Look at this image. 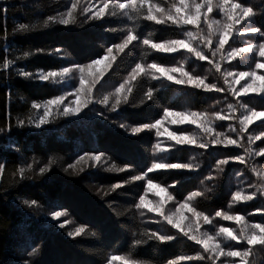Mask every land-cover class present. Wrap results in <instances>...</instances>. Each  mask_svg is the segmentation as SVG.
Returning <instances> with one entry per match:
<instances>
[{
  "label": "trees",
  "instance_id": "obj_1",
  "mask_svg": "<svg viewBox=\"0 0 264 264\" xmlns=\"http://www.w3.org/2000/svg\"><path fill=\"white\" fill-rule=\"evenodd\" d=\"M108 3L112 6L103 19L86 17L83 10L74 9L69 24L63 25L59 21L67 19L72 0H0V129H4L0 131V163L5 164V171L0 173V264H23L24 260L29 264H128L122 258L132 260L133 264H218L217 260L208 259L212 254L204 246L193 243L171 226L166 215L136 205L149 190V179L176 202L193 197L192 207L209 217L208 222L199 225L200 230L225 247L234 245L235 250L242 249L219 229L227 227L238 235L242 233L241 226L236 220L216 216V212L242 217L249 224L264 222V215L258 211L264 209V155L255 154L264 147V137L251 143L248 140L264 131V124L256 118L240 131L247 108L264 111V96L241 93L242 87L251 81L236 76L239 72L255 71L257 76L264 77V68L255 67L256 62L264 64V57L259 55L258 47L255 54L249 51L229 56L233 48L247 49L250 44L258 46L264 42L261 35L247 31L248 24L264 31V0H210V10L208 0H185L181 16L195 15L196 5H200L194 24L167 18L169 13L175 15L180 0H150L165 10L162 17L154 12L163 20L160 24L144 18L147 4L137 5L139 10H134L116 7L128 4L129 0ZM232 4L252 7L253 17H241L242 8H238L232 10L233 20H229ZM49 17L55 19L50 21ZM237 17L240 19L233 23ZM21 23L34 27L16 31ZM229 23L233 26L228 40L213 56L224 26ZM129 31L137 39L123 51L116 50L114 45L121 43ZM144 39L153 43L184 40L207 59L200 60L185 48L174 53L159 52L145 45ZM206 40L211 43L206 45ZM108 47H113L114 63L103 87L125 84L121 103L114 110L111 106L101 108V115L96 107L95 111H88L86 122L81 124H69L65 116L40 128L28 123L43 114L42 108L32 109V103L54 99L62 92L47 81L24 78L19 70H59L67 60L85 64L103 58ZM38 49L45 51L36 52ZM54 49L61 51L54 54ZM25 52L29 55L24 56ZM6 60L10 62L7 68ZM210 61L219 63L221 71L217 72ZM137 63L144 71L133 80L130 76ZM152 63L181 69L223 90L197 88L187 83L182 72L170 73L174 79L168 80L166 75L147 67ZM226 72H231L238 82L230 76L226 83ZM177 79L185 83L177 84ZM149 90L151 98L147 96ZM234 91L237 95H233ZM229 104L233 105L231 109ZM165 111L205 113L200 119L212 132H204L199 122L175 129L184 133L192 128L211 136H195L196 146L173 141L165 151L157 152L153 131L133 133L132 129L161 121ZM217 113L224 119H218ZM229 139L236 144H227ZM201 143L206 147H199ZM100 154L103 155L97 163L89 158ZM237 155L244 158V163L232 159ZM221 159H228L229 163L218 164ZM49 160L54 161L50 166ZM153 163H182L191 167L149 172ZM28 165H32L31 170ZM46 166L47 171L39 175V168ZM21 168L25 170L23 178ZM121 168L124 170L120 171ZM132 175L144 178L131 180ZM126 180L130 182L125 184ZM115 184L121 187L114 189ZM237 191L241 192L240 200L233 199ZM193 192L198 195L191 196ZM160 195L151 196L159 199L163 208L170 207V199ZM244 196L255 198L244 200ZM25 200L37 203L29 206ZM52 212L67 214L71 222L55 227L48 220ZM196 223L199 224L197 219ZM81 228L83 231L77 235L76 230ZM69 232L73 235L69 236ZM153 233L156 235L152 236ZM160 235L174 238L160 241ZM244 247L253 249L243 258L244 264H264V246ZM34 248L36 251L29 257ZM113 257L116 259L111 262Z\"/></svg>",
  "mask_w": 264,
  "mask_h": 264
},
{
  "label": "snow or ice",
  "instance_id": "obj_2",
  "mask_svg": "<svg viewBox=\"0 0 264 264\" xmlns=\"http://www.w3.org/2000/svg\"><path fill=\"white\" fill-rule=\"evenodd\" d=\"M209 3V10L211 9V5H210V0H208ZM147 4L148 5V11H147V15L144 17L146 20L149 21H153L155 20L157 24L163 23V20L158 18L157 15H154L155 13H159L160 16L162 17L164 15V9L160 8L158 5H153L150 3V0H129L128 4H124V3H120L118 5H116V7H119L120 9H126L128 7H132L134 10H139L137 9V5H140L141 7ZM185 0H180V7H176L175 8V15H173L172 13L168 14V19L173 20L175 22H179L181 19L183 20V22L185 24H194L198 18H199V13H200V5H196V14L195 15H184L181 16L180 13L182 11H185ZM77 7V2L76 0H72V9H75ZM109 7V3L108 0H104V4L103 7L100 9V11L98 13H96V18H99L100 16H102L105 12V10H107ZM238 8H242L241 11V17L246 18L247 20H250V18L253 17L254 12H253V8L248 6V7H243L240 4H232L231 7L228 10V18L229 20H233V15H232V10L233 9H238ZM3 12H7V8L2 9ZM85 12L88 11V9H84ZM72 12L71 9L69 10L68 15L71 16ZM50 21L54 20V17H49L48 18ZM240 19V17H237L236 20L233 21V23L238 22V20ZM69 19H64L62 18L59 23L63 24V25H67L69 24ZM233 23H229L227 25L224 26V31L223 33L220 35L219 37V44L218 47H216L215 51H213V56L215 55L216 51H220L221 49L224 48L225 43L228 40V33L230 31V29L233 26ZM48 24V21H45L44 26L46 27ZM32 25L29 24H24L21 23L17 26L16 31H26L31 29ZM247 31L250 33H254V34H259L261 35L262 38H264V31H262L259 27L257 26H252L250 24H248L247 27ZM191 35V34H190ZM137 37L135 35L132 34L131 31L128 32V34L123 38L121 43L115 44L114 48L116 50L119 51H123L130 43H132V41L136 40ZM143 43L145 45H150L151 48L159 51V52H163V53H174L178 50V48H185L187 49L189 52H193L195 54V56L200 59V60H205L207 59V57L202 54L201 51L196 50L194 47H192V45L188 42H185L184 40H168L164 43H153L150 39H144ZM211 41L206 40L205 44H210ZM259 50V55L261 57H264V42L259 43V45H254V44H250L249 47L247 49L244 48H233L232 51L229 53V56L234 57L242 52H252L253 54H255L256 50ZM44 49H38L36 50V52H44ZM60 49H54L53 53L54 54H59L60 53ZM113 47H108L106 50V55L104 56L103 59H94L92 60L91 63L89 64H83V65H73L71 67H64L62 69L59 70H48V71H44V70H38L35 73H31L28 71H24V70H19L18 74L23 76L24 78H32V79H39L42 81H51L54 80L58 77H63L68 75L69 73L76 71L80 73V85H81V89H83V96L84 97H88V98H82L81 96V89H77L75 95L77 97L75 104V107H70V106H65L63 108L62 112H59V108L61 105V102L65 99L64 95H58L56 96L54 99H48L46 101H44L43 103L40 102H34L31 104V108L32 109H43V114L40 115L38 117V119L36 121L33 120H29L28 123L29 124H34V126L36 128H40L42 125H46L49 123V117L50 115H52L53 112H56L57 114L63 115V116H70V115H76L78 114L83 108H86L88 106V104L91 102L90 101V97H91V93H92V87L89 86L87 89H84V83H85V73L88 72L91 69H94L96 66L100 65V64H104L105 61L108 62V64L111 63L112 59H114L113 57ZM29 53L25 52L24 56H28ZM210 63H214L215 64V69L217 72L221 71V66L219 63H215L214 61H210ZM10 62L9 61H5L4 62V67L7 68L9 66ZM108 65L105 64V67H107ZM147 67L149 69H153L155 70V72L160 73L162 75H166L168 80H173L174 77L173 75H171L170 73H175V72H182V75L187 77V83L189 84H194L195 87L200 88L201 86H203V88L205 90L208 91H212V90H216V91H222L223 89L218 87L215 84H208L205 83V81L203 79H201L200 77H193L191 75H189L187 72H183L181 69L178 68H167V67H161L159 64L157 63H152L150 65H147ZM255 67L257 69L259 68H264V64H261L259 62L255 63ZM144 71V68L142 67L141 64L137 63L135 65V68L132 70V74L130 76V79H135L136 76L140 73ZM100 75H103V73H100ZM233 76V74L231 72H226L224 74V78H225V82H228V77ZM236 76L240 77L241 79H243L244 77H248L249 80L251 81L250 83H246L242 89L240 90L241 93L243 94H247V93H256L259 96H264V83L258 84L257 81L258 80H264V77H259L256 75L255 71H245V72H239L236 74ZM233 82H238L235 78V76H233ZM92 83H95V81H93ZM175 83L177 84H183L185 83V80L183 79H177L175 80ZM229 89L232 88V83L228 84ZM125 89V84H121L118 88H116V93H117V100H116V104L120 103V98H119V94L121 93L122 90ZM127 91L131 92V88H128ZM233 95H237V93L234 91ZM147 96L149 98H151L152 96V91L149 90L147 92ZM127 99V97L125 96V100ZM99 103L102 104H107L108 103V97L105 96L103 98V100L99 101ZM116 104H114L112 106L113 110L116 107ZM53 106H55L53 108ZM228 107L231 109L233 107L232 104H229ZM102 115V114H101ZM205 113H196L193 112L190 115H186L184 113H173V112H169V111H165L164 112V117L167 118L169 116H178L179 119L178 120H174V123H181L183 124L185 121H189L192 124H198L199 127H201L203 129L204 132L208 133V132H212V129L209 127L205 126V121L203 119H200L201 117L205 116ZM218 119H224L223 116H220L218 113L216 114ZM256 118H261L262 120V124H264V111H257L255 110V108H247L246 110V114H244L243 119L240 121L241 124V129L240 131L243 132L245 127L248 124H251L253 122L254 119ZM163 121L157 120L155 124H144L142 125V127H137V128H133L132 132L133 133H138L140 131H142V129H151V128H155L157 130V135L160 134V125L162 124ZM18 123L23 124V121H18ZM121 127H124L123 124L120 125ZM0 131H4V129H0ZM233 131H235V129H233ZM168 136L174 140L176 142V144H193L195 143V140L187 135H177L175 132H169ZM262 137H264V131H260L258 134H253L251 136L248 137L249 142L251 143L253 140H259ZM227 144H236V141L234 140H227L226 141ZM201 148L206 147L205 144L201 143L198 145ZM157 147L159 148V145H157ZM245 151H247V149H245ZM256 155H264V147L259 148V150L255 153ZM101 155H96V156H92L89 157L90 159H94V160H100ZM81 159H83V157H81ZM232 159L239 161L240 163H244V158L242 156H235L232 157ZM54 163V161L49 160V166ZM218 164L220 165H225L229 163L228 159H221L217 161ZM29 170L32 169V165H28L27 166ZM72 165H69V168H72ZM191 165L189 164H182V163H153L151 165V167L148 169L149 172L153 171L154 169H186V168H190ZM111 170V169H109ZM120 171H123L124 169L121 168L119 169ZM5 171V164L0 163V173H3ZM47 171V166L46 167H40L39 168V175H43L45 172ZM20 175L21 178H23L25 176V170L23 168L20 169ZM29 179L31 177H28ZM144 177L141 175H132L131 176V180H142ZM130 181L126 180L124 181L125 184L129 183ZM121 185L120 184H115L113 185V188H120ZM153 187H159L158 185H153L152 180L149 179L148 182V188L152 189ZM161 191H164V189H161ZM198 195V193L193 192L191 194V196H196ZM253 195H255V193H253ZM242 198L241 196V192L237 191L235 192L233 199L234 200H240ZM169 199H171V197H169ZM189 199H191V197H189ZM244 200H252L253 196H244L243 197ZM24 203L26 205L29 206H33L36 205V201H28L25 200ZM143 207H147L145 198L143 196L140 197V203L136 205V208H143ZM164 205L163 203H159L157 205H155L154 207L149 208L148 210L151 212H157L160 213L161 215H164V213L162 212ZM189 208V204L188 203H181L179 205V208L176 210V216H178L179 218H175L174 216H170V215H166L165 219L167 220V222L169 224H172L175 228H181V220L184 218L183 217V210ZM194 216L196 217H202L203 220L205 222L209 221V217L207 216H203L202 213L196 212L195 209H190ZM262 215H264V209H259L258 210ZM61 213L60 212H56L54 213V216H60ZM216 216H223V218L225 220H239L242 219V217H238V216H232V215H227L225 213L222 212H216ZM196 228H198V224L193 228V231L196 230ZM83 229H77L76 230V234L78 235L80 232H82ZM219 232L222 233L226 238L230 239L231 241H237L238 243H240L241 241H243V243H241V248L242 250H235V246L234 245H227V251L225 250L224 247H221L220 243H215L212 245L211 249L209 248V242L213 239L211 236L207 237V239H198L196 235H191L189 236V239L191 240H195L197 243L199 244H203L204 246V250L206 252H212L215 253V255H212L210 257H208V259H211L212 261L217 260L220 256H227V257H238L241 258V260H243L244 257H247L251 254V252L253 251V249L251 247H244V244L248 245V246H254V245H262L264 246V222L261 223H252L246 232H242L240 234H233L232 229L227 228V227H222L219 229ZM185 235H188L187 232L184 233ZM69 236L73 235V233L69 232L68 233ZM156 234L153 233L152 236H155ZM174 237L172 235H160L158 237V239L160 241H171ZM136 243H141V241H136ZM36 251V249L34 248L31 252L28 253V256L31 257L33 255V253ZM198 257L200 259H204V257L199 256ZM113 259H116V257H113ZM23 264H29L28 260H24ZM233 264H235V261H233Z\"/></svg>",
  "mask_w": 264,
  "mask_h": 264
},
{
  "label": "rangeland",
  "instance_id": "obj_3",
  "mask_svg": "<svg viewBox=\"0 0 264 264\" xmlns=\"http://www.w3.org/2000/svg\"><path fill=\"white\" fill-rule=\"evenodd\" d=\"M103 4H104V2H102V1L101 2H99V1L93 2V1H86V0H78L77 1V7L75 8V10L72 9V4L69 6V8L71 9V12H73V10L76 12V11H82V10L84 11V9H88L87 12L84 11L86 13V17L100 20V19H103L104 17H107V13L109 12V8L112 6L109 3V7L107 10H105L104 14L102 16H100L99 18H96V13H98L100 11V9L103 7ZM69 10L67 12L66 17L70 21L73 13L71 14V16H69L68 15ZM103 58H101V59H103ZM91 62H88L85 64H89ZM113 63H114L113 59H112L110 64H108V62L105 61L104 64H100V65L96 66L94 69H91L85 73L86 79H85V83H84V89H87L89 86L92 87V93H91V97H90L91 102L88 104V106L86 108H83L78 114L65 116L66 117L65 120L67 119L69 124H72V123L81 124V123L86 122V120H87L86 115H87L88 111H92V109H94V111H95L96 107H98L99 112L101 114H103L100 111L101 108L106 110L107 107H109V106L112 107L114 104H116V100H117L116 88H118V87L117 86H110L108 84H107V86L103 87V83L106 81L105 80L106 76L111 71V69L113 67ZM105 64H107L108 66L105 67ZM73 65H83V64L78 63L77 61L67 60L66 65H64V67H71ZM100 73H103V75H100ZM93 81H95V83H92ZM47 83L50 84L51 86H55V87L59 88L62 92L61 95L65 96V99L61 102L59 112H62L63 108L65 106H70V107L76 106L75 101H76L77 97H76L75 93H76L77 89H81L80 73L79 72L73 71L66 76L58 77L54 80L47 81ZM81 96H82V98H88V97L83 96V89H81ZM105 96L108 97V103L107 104L99 103V101L103 100V98ZM119 98H120V103H121L122 93L119 94ZM117 105L118 104H116V106ZM54 107L55 106H53V108ZM42 111H43V109H42ZM62 116L63 115H60V114H57L56 112H53L52 115H50V117H49V123L51 121L58 120ZM178 119H179L178 116H169L167 118H165L163 116V118L161 120L163 122L160 125V134L159 135H157V130L155 128L142 129V131H140L138 133L153 131L156 135L155 148H156V151L159 153L165 151V149L168 148L167 146L169 145V143L170 142L173 143V141H174L168 136L169 132H175L177 135H187V136H189L195 140V143H193V144H180V145H195L196 146L197 145L196 144L197 139L195 136H211V135H206V134L204 135V134H202L196 130H192V128L187 129L186 132H184V133H179L178 130L175 129L176 126L183 127V126H186V125H189L192 123H190L189 121H185L183 124L173 122L174 120H178ZM89 120H91V116H90ZM174 143H176V142L174 141ZM157 145H159V148L157 147ZM95 162L97 163V162H99V160H95ZM161 189H162L161 187H155L153 189L146 190L143 197L145 198L147 207H143V208H147L146 210H148L149 208L154 207L155 205L159 204L158 202H160V200L154 196H151V195L162 194V195H160L162 197H164L165 195L168 198L171 197V195L168 194L167 191H161ZM254 198L255 197H253V199ZM170 202H171V206L170 207L167 206V208H163L162 212L164 213V215L174 216L177 219L179 217L176 216V210L179 208V205L181 203H188L189 204V208H186L183 210L182 214H183L184 218L181 220V228H177L183 234L185 232H187L188 235H186V236L188 239H189V236H191V235H196L198 239H207V237L210 236V235L204 233L199 228L200 224L205 223L203 218H201V217L198 218V217L194 216L193 212L190 210V209H194L192 207V204H191V202H193V197H191V199H187V200H184L181 202H176L174 200V197L172 196L170 199ZM54 213H56V212H52L49 215L48 220L50 223H52L55 227H62V226H66V225L68 226V223L70 220L68 219L67 214L61 213V215L57 217V216H54ZM154 213L161 215L160 213H157V212H154ZM196 219L199 222V224H198V228H196V230L193 231V228L197 225ZM236 222H238V225L241 226L240 229H242V232H246L248 227L251 225L246 221V219H243V218L236 220ZM171 226H173V225L171 224ZM233 234H236V233L233 232ZM189 240L192 241L193 243L197 244V245L203 246V244H199L195 240H191V239H189ZM215 243H219V242L213 238L209 242V248L211 249L212 245ZM241 243H243V241H241L240 243L237 242V244L240 247H241ZM244 246H247V245L244 244ZM221 247H224L225 250L227 251V249H226L227 247H225L222 244H221ZM211 254L215 255V253H212V252H211ZM232 258H233V261H235V264H244L243 260H241V258H238V257L220 256L217 259V261L219 262L218 264H233V263L228 262V261H232ZM114 260L115 259L111 258V262L112 261L114 262ZM121 261L126 262L128 264H133L132 260H127V259L122 258Z\"/></svg>",
  "mask_w": 264,
  "mask_h": 264
}]
</instances>
